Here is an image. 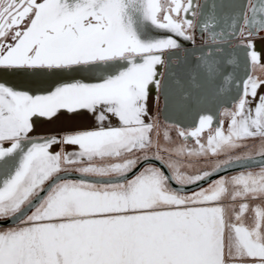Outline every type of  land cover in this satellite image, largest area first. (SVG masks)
I'll return each instance as SVG.
<instances>
[{"label":"snow or ice","instance_id":"obj_1","mask_svg":"<svg viewBox=\"0 0 264 264\" xmlns=\"http://www.w3.org/2000/svg\"><path fill=\"white\" fill-rule=\"evenodd\" d=\"M234 7L0 0V264H264V0L251 18L248 0ZM138 23L163 35L141 39ZM238 51L227 126L200 114L174 140L161 97L167 113L226 95ZM94 65L105 68L96 82L75 79ZM8 76L45 87L18 90ZM62 112L96 127L29 135L34 117ZM193 159L211 163L187 171Z\"/></svg>","mask_w":264,"mask_h":264},{"label":"bare ground","instance_id":"obj_2","mask_svg":"<svg viewBox=\"0 0 264 264\" xmlns=\"http://www.w3.org/2000/svg\"><path fill=\"white\" fill-rule=\"evenodd\" d=\"M149 34L155 35L153 34L152 30L149 31ZM262 48H264V42L257 41V49L261 50ZM78 71L81 75H77L75 79L77 80L83 79L85 82H89V83L96 82L94 81L95 79H93L94 77L99 78V76L105 74V68L102 65L82 67L78 69ZM18 78L30 79L27 77H14V76H8L5 79L10 80V79H18ZM67 82H70V79ZM148 106H149V110L151 111L152 110L151 97H149ZM110 119H112V122L115 123V120L113 118L110 117ZM33 123H34V131L29 134L32 137L58 134L63 131H72V132L82 131L96 127L95 122L92 121L91 117L86 112L74 116L62 112L61 114H59L56 117H53L50 120L46 118L34 117ZM105 126H107V122L105 123ZM68 148L72 150L74 146H68ZM16 159L18 160V157ZM6 178L7 176L5 175L4 170L0 169V186H2L3 180Z\"/></svg>","mask_w":264,"mask_h":264},{"label":"water","instance_id":"obj_3","mask_svg":"<svg viewBox=\"0 0 264 264\" xmlns=\"http://www.w3.org/2000/svg\"><path fill=\"white\" fill-rule=\"evenodd\" d=\"M245 0H241L240 5L237 7V12L239 13L241 10V6L244 4ZM261 0H251V2H248L249 7L247 10V14L249 18H251V6L254 4L260 3ZM237 25H240L239 17L237 18ZM147 25V24H146ZM148 29H154L155 31L159 32V36L163 34L162 30L155 29L151 25L146 26ZM158 36L148 34V36H145V39L147 38H156ZM238 41L234 40L231 43L235 45ZM199 46V45H197ZM239 57V67L236 72V83L232 86L231 91L227 93L226 95L220 97L219 99H210L207 103H204L203 105L199 106L198 108H188V109H182V110H176L173 108H169L167 113L162 110L163 113V119L165 120V117L167 116L168 121H171L170 124H175L177 126H183L186 130H190L193 123L198 121V116L200 113L196 114L195 111H205V114H212L214 116V121L221 120L220 118V110L222 107H230L233 105L234 99L240 94V87L238 85L240 84V81L243 80L245 75V56L243 51H238L237 53ZM173 62V61H172ZM164 109V106H163ZM166 121V120H165ZM26 211H31V208H28Z\"/></svg>","mask_w":264,"mask_h":264},{"label":"rangeland","instance_id":"obj_4","mask_svg":"<svg viewBox=\"0 0 264 264\" xmlns=\"http://www.w3.org/2000/svg\"><path fill=\"white\" fill-rule=\"evenodd\" d=\"M137 26L140 28V31H141L142 30L141 26H139V25H137ZM93 79H95L94 81H97L98 77H94ZM5 80H6L7 83L12 84L18 90H22V91H32V92H35V91H38V90H42V88L45 87L43 85L38 86V85L32 83L31 79L18 78V79H10V80L5 79ZM222 119L224 120V126L226 127L227 126V123H228L227 118L222 117ZM66 133H72V131H64V132L58 133L57 135H63V134H66ZM169 133H170V136L174 140H179V138L177 136V131L175 129L169 130ZM191 143L192 142L189 141V144H191ZM68 150H71V149L68 148ZM220 159H223V157H220ZM185 163H186V165H188V164L191 165L190 168H187V171L194 172L197 169H200V168L204 167L206 163H211V161H203V160L193 159V160H190V161H186ZM256 170H258V169H256Z\"/></svg>","mask_w":264,"mask_h":264},{"label":"flooded vegetation","instance_id":"obj_5","mask_svg":"<svg viewBox=\"0 0 264 264\" xmlns=\"http://www.w3.org/2000/svg\"><path fill=\"white\" fill-rule=\"evenodd\" d=\"M197 2L199 3V4H201L202 6L206 3V0H197ZM240 2H241V0H235V3H236V5H237V7L240 5ZM248 2H251V0H248ZM237 7H234V8H231V9H225V11L226 12H228L229 10H230V12H228L229 13V15H232V14H238V12H237ZM237 18H238V15H237ZM197 19H199V18H197ZM238 20V19H237ZM138 25L139 26H141V28H142V30L139 32V35H140V38L141 39H145V36H148V34H149V31L151 30V29H148L147 30V28H146V24H139L138 23ZM238 26V25H237ZM240 26V25H239ZM139 28V27H138ZM152 31H153V34H155L156 36H159V32L158 31H155L154 29H152ZM163 35V34H162ZM260 35L261 36H264V32H261L260 33ZM234 41V40H233ZM200 43H201V40L200 39H197V41H196V44L197 45H200ZM172 63H175V61H173ZM160 70H167V69H160ZM163 106H164V101H163V97H161V100H160V109H161V111L159 112V121H160V124L163 126V127H165V128H167L168 130H171V129H175L176 131H177V128L179 127V126H177V125H175V124H170V123H166V121L163 119V113H162V110H163ZM234 105H231L230 107H222L221 108V110H220V113L224 110V109H229V110H231V108L233 107ZM194 113H196V114H198V113H200V114H205V111H195ZM220 118L222 119V116L220 115ZM64 132V131H63Z\"/></svg>","mask_w":264,"mask_h":264},{"label":"crops","instance_id":"obj_6","mask_svg":"<svg viewBox=\"0 0 264 264\" xmlns=\"http://www.w3.org/2000/svg\"><path fill=\"white\" fill-rule=\"evenodd\" d=\"M230 9H231V8H230ZM228 12H230V10H229Z\"/></svg>","mask_w":264,"mask_h":264}]
</instances>
